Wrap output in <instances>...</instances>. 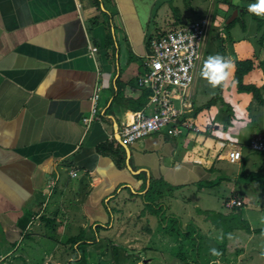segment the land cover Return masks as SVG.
Instances as JSON below:
<instances>
[{"label":"crops","instance_id":"obj_1","mask_svg":"<svg viewBox=\"0 0 264 264\" xmlns=\"http://www.w3.org/2000/svg\"><path fill=\"white\" fill-rule=\"evenodd\" d=\"M228 2L233 5L232 0H0V264H77L83 255L87 261L102 259L98 248L106 232L116 228L119 201L142 197L154 181L158 190H174L176 198L191 200L194 207L205 194L219 199L221 188L217 213H233L224 202L240 199L239 210L246 209L242 218L252 229H264L249 219L251 209H264L261 202L252 203L251 193L261 200L264 191L248 177L264 174L257 158L264 153L239 144L247 148L243 158L231 162L227 156L229 144L241 143L231 141L240 131L246 130L249 140L264 135V104L239 91L234 77L236 60L252 59L255 67L244 82L255 83L264 95V46L257 23L251 42L240 37L228 47L227 34L219 32L217 46L228 47L224 57L230 66L227 78L209 91L201 72L208 50L217 48L206 41L191 91L200 132L171 136L164 129L127 147L117 134L134 114L154 109L149 89L139 84L148 72L151 38L204 17L212 24L221 21ZM90 45L97 48L93 54ZM95 93L99 118L88 126L84 118L91 114ZM222 109L228 114H218ZM256 115L263 118L260 127L252 122ZM108 143L125 149L123 168L100 150ZM228 164L239 165L229 169ZM96 228L98 243L76 254L73 246L80 243L69 239ZM227 237L226 264L263 258L264 232L235 229Z\"/></svg>","mask_w":264,"mask_h":264},{"label":"rangeland","instance_id":"obj_2","mask_svg":"<svg viewBox=\"0 0 264 264\" xmlns=\"http://www.w3.org/2000/svg\"><path fill=\"white\" fill-rule=\"evenodd\" d=\"M232 2L233 5L235 4V8L228 2V5H226L227 11L224 15L225 19H222L221 21L215 20L212 24L213 30L209 34L207 41L209 47L214 44L215 49L217 48V50L214 53L208 50L205 59H207L210 55L215 54L225 56L228 47L231 46L230 40L235 41L237 38L243 37L245 40L250 41L248 38H250V36H252L255 31L256 22L254 19H252V16L249 15L248 12L242 14L240 13L237 16L236 22L230 31L225 30V22L228 21V19L234 14L236 6L243 2H246L247 4L249 0H232ZM214 16L215 14L213 17ZM243 23L246 24L247 30L243 28ZM219 32L227 34V37H225L223 40H226L228 47H220L218 49L217 45L218 43H221L219 40V37L221 36ZM205 45L206 43L204 46ZM261 63L264 64V59L261 61ZM201 80L205 81V77L202 76V72ZM214 87L216 86L211 85L209 82L207 83L206 88L208 91ZM222 113L226 114L227 112L223 109L219 110L218 114ZM223 118L226 119L225 117H219V119ZM252 122L257 127H260L263 124V118L261 119L259 115H256L254 118H252ZM231 141L241 142L233 143L235 145H248L250 142L249 134L246 130L244 132L240 131L239 135L235 134L234 137L231 138ZM243 148L247 149L245 146ZM257 155H259V153H257ZM257 158L260 159V162H263L262 164H264V154L257 156ZM238 165L239 164H228V168L237 169ZM243 182L241 181V184H243ZM253 186H255V184ZM165 191L162 192L159 190H153L149 197L150 201L156 205L161 204L163 207H165L164 215L160 218H158L156 215H152L151 212H147V214L142 213L143 209L145 208V202L142 197L134 196V198H122L118 203L119 208H116L119 212L118 219L116 221V228H113L110 232H106L104 238L106 239L104 242L106 247L100 246L98 248V250L103 252L104 258L102 257V259L99 260V258L94 257L91 258L90 261H87L88 258L83 255L82 260H76L77 264H212L211 261L217 259L220 260L218 264H226L225 260L227 255L225 253L223 254L220 248V245L223 244L224 241L223 228H216V217H212L211 221L204 220L202 217L203 213L200 212V210L204 209L206 206L214 209L212 210L213 212L221 210V199L223 196V191H221V188L217 190L220 191V193L216 192L217 196L220 197L219 199H215L212 196L205 194L199 205H195V207L193 204H191V200L187 201V199L184 198L182 199L183 202H181V198H176L174 190ZM185 193L187 195L191 194L189 191H186ZM251 196L253 198L252 203L261 202L260 204L264 205V195L261 200H255V197L252 193ZM227 200L228 199H226V201ZM226 201L224 202V207L229 209L226 206ZM184 202L190 206L186 211H183ZM243 211L246 212V209L243 208L241 211H238V213L243 216ZM250 211H253L249 215V219L253 224H264V220H260V217L264 216V209L263 211H256L254 209H251ZM221 213L226 214V211L222 210ZM231 216L232 215L223 220L225 222L229 221V224L235 222V219H232ZM204 217L206 218V214ZM190 224L194 226H190ZM191 227L197 232L193 234L191 232ZM94 230L95 229L85 231L87 234L86 236H94L92 233ZM68 248L71 249V247ZM213 248L220 252L219 256H213L211 254L210 249ZM74 249H76V247H74ZM80 250H82V248ZM104 253H106V255ZM263 259L264 256L262 259L258 257L255 264H263ZM64 263L65 261L55 264ZM73 263L75 262L70 263V261L67 260L65 264Z\"/></svg>","mask_w":264,"mask_h":264},{"label":"built area","instance_id":"obj_3","mask_svg":"<svg viewBox=\"0 0 264 264\" xmlns=\"http://www.w3.org/2000/svg\"><path fill=\"white\" fill-rule=\"evenodd\" d=\"M211 26L210 17H204L151 38L148 72L139 79V84L149 89V102L154 105V109L149 113L140 111L134 114L131 122H123L118 126L117 134L124 143L133 144L164 129L171 136L201 131L192 115L194 105L191 91L195 82V69ZM96 50V47L90 45L92 54ZM99 96V93L94 94L91 114L84 118L88 126L99 118ZM229 146L228 160L237 162L242 159L243 147L232 143ZM248 147L264 153V135L252 136ZM242 204L240 199L234 197L226 201L229 209Z\"/></svg>","mask_w":264,"mask_h":264},{"label":"trees","instance_id":"obj_4","mask_svg":"<svg viewBox=\"0 0 264 264\" xmlns=\"http://www.w3.org/2000/svg\"><path fill=\"white\" fill-rule=\"evenodd\" d=\"M256 2H257V0H249V2L247 4H244V6H241V7L237 6L236 8H243L244 11L242 13H247V12H249V5L254 4ZM251 14L253 16L254 21L257 23L258 32H260V34H262L260 37V44H261V46H264V14L257 15L253 12H251ZM236 19L233 20L229 24L227 23V21L225 22V25H226L225 30L226 31H230V29L234 26ZM242 26L246 30V24L243 23ZM235 65H236V70H235L234 77L237 81L238 88L242 91L251 92L256 101L264 104V95H263L262 89L255 84H246L244 82L245 76L254 69L255 62L252 59L236 60ZM217 98L216 97L213 98L208 104H206V107L211 106L217 100ZM194 110H195V108H194ZM102 148L106 149V151H108V153H110L113 157L116 158V162H117L119 167L123 168L126 165V162H125L126 154H125V149H123L122 145H119L118 148H115V147H113V145L108 143V144H103L100 147V150ZM248 177L252 181L259 182L261 189L264 191V174L263 173L252 172L248 175ZM158 184H159V182L157 183V181L151 182L150 188L148 189L146 194L142 195V198L144 199V202H145V208L143 209L142 213L147 214V212H151L152 215H156L158 218H160L164 215L165 207H163V205H161V204L156 205L155 203H153L149 199L153 190L158 191V188H156L158 186ZM145 188H146V185H144L143 189H145ZM241 207L242 206H236V207L231 208L234 212L229 214V215H226L223 213H217V212H213V211H208V210H206V211L200 210L201 213L206 214V220L211 221L212 217H216L215 226L217 228H223V233H224L223 239H224V241H223V244L220 245V248H221V251L223 252V254L226 252V248H227V236H228L229 232H231L232 230L243 229L249 233H253V232L262 233V232H264V229H262V228L252 229L249 222L246 219L242 218L241 214L238 213V211H240L239 209ZM230 215H232L231 216L232 219H235V222H232L229 224V221L225 222L223 219H227L228 217H230ZM191 225L192 224H190V226ZM192 226H194V225H192ZM95 230L97 231V228ZM95 230H94V232H95ZM94 232H93L94 236H92L91 238L88 237L89 238L88 239L86 236V232L84 230H81V232L78 235L71 237L68 242L72 245L80 243V245L77 246L76 249H74V246H73L74 251L76 253H78V251L81 248L83 249L85 246H87L89 244L98 243V241H96L97 237H96ZM191 232L194 234L197 231L192 228ZM102 246L106 247V245H104V244H102ZM70 263H71V261H70Z\"/></svg>","mask_w":264,"mask_h":264},{"label":"clouds","instance_id":"obj_5","mask_svg":"<svg viewBox=\"0 0 264 264\" xmlns=\"http://www.w3.org/2000/svg\"><path fill=\"white\" fill-rule=\"evenodd\" d=\"M249 10L257 15L264 14V0H257L256 3L250 4ZM229 66V61L226 57L220 54L210 55L204 62L202 76L211 85L217 86L227 78ZM210 252L213 256L220 255V252L215 248L210 249Z\"/></svg>","mask_w":264,"mask_h":264},{"label":"water","instance_id":"obj_6","mask_svg":"<svg viewBox=\"0 0 264 264\" xmlns=\"http://www.w3.org/2000/svg\"><path fill=\"white\" fill-rule=\"evenodd\" d=\"M243 11H244L243 8H237V9H235L234 14L228 19L227 23H228V24L231 23V22H232L233 20H235V19L237 18V16H238L240 13H242ZM120 141H121V143H122L125 147L128 146V144L124 143L121 139H120Z\"/></svg>","mask_w":264,"mask_h":264},{"label":"bare ground","instance_id":"obj_7","mask_svg":"<svg viewBox=\"0 0 264 264\" xmlns=\"http://www.w3.org/2000/svg\"><path fill=\"white\" fill-rule=\"evenodd\" d=\"M255 84V83H254ZM119 137V136H118Z\"/></svg>","mask_w":264,"mask_h":264}]
</instances>
